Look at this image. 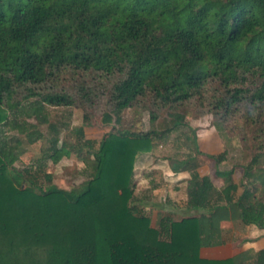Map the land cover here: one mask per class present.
I'll return each mask as SVG.
<instances>
[{"label": "trees", "instance_id": "16d2710c", "mask_svg": "<svg viewBox=\"0 0 264 264\" xmlns=\"http://www.w3.org/2000/svg\"><path fill=\"white\" fill-rule=\"evenodd\" d=\"M65 81L89 104L105 94L103 124L139 108L151 124L167 110L172 127H112L96 149L82 127L75 146L52 137L42 160L55 165L73 154L84 166L83 184L68 192L50 173L38 185L40 161L14 170L29 185L14 186L8 169L18 141L6 149L0 142V264H236L202 260L198 250L220 243L225 221L264 234V0H0V124L31 99L74 106L59 88ZM191 103L222 129L241 120L251 156L235 181L234 166L218 168L225 151L202 154L195 135H184L188 151L170 160L173 173L188 174L182 214L157 211L151 225L133 205L134 160L179 127L176 109ZM200 156L213 162L211 178L197 174ZM255 257L264 263V249Z\"/></svg>", "mask_w": 264, "mask_h": 264}, {"label": "rangeland", "instance_id": "374dc122", "mask_svg": "<svg viewBox=\"0 0 264 264\" xmlns=\"http://www.w3.org/2000/svg\"><path fill=\"white\" fill-rule=\"evenodd\" d=\"M59 88L65 89L75 97L76 104L72 107H52L45 104H34L31 99L25 102L18 109V112L13 116L8 117L9 125L3 126L0 124V142L6 148H11L18 141L17 148L14 150L16 160L9 168V175L14 186L27 188L29 185L15 174L14 170L21 171L22 169L34 170L37 167V161L43 162V166L39 170L38 185H46L43 181V174H51V184L58 189L64 191H76L85 180V172L83 163L80 159L71 154L69 157H63L57 164H51L49 160H42L46 157V149L49 147V140L57 136L60 141L64 142L66 147L75 146L77 141L76 131L82 127L84 139L94 142V149L97 144L108 133L114 130H123L130 133H144L148 130L155 129L157 131L167 130L172 127L174 118L168 116L167 110H158L157 119L153 124L149 122L148 112L139 108H132L124 110L119 121L114 124L102 123V115L107 110L105 101V94L99 95L92 104L80 100L79 96L75 95V91L71 89L74 84L71 81L60 82ZM105 91V90H104ZM99 93V92H98ZM21 96L14 98L19 100ZM202 107L198 103H191L182 108L176 109V112L183 116L182 124L168 133H166L162 140L155 142L148 152L138 154L133 164V195L136 199L135 205L140 212L149 218L150 224H154L155 214L157 211L169 212L175 219L182 214V201L185 198L184 183L179 184V189L174 193L170 200L174 205H178L176 209L172 207V203L164 204L157 200L150 192V184L152 181L156 183H171V175H169L170 160L183 158L187 148L184 145V135L191 137L192 133L199 137V151L201 153H211L212 155L226 152V161L220 164V170L235 167L232 178L237 181L241 175L240 165H243L251 156V152L246 148V144L241 141L243 133V123L241 120H236L229 125L226 130L221 126H217L214 118L210 113L200 115ZM37 112L35 113V111ZM87 122L85 125L84 122ZM10 125H18L22 127V133L19 129H13ZM114 127V130H112ZM250 137V135H247ZM156 141V140H155ZM177 146L179 150H177ZM250 144H247L249 147ZM85 150H83L84 152ZM88 157L87 155H85ZM206 163L200 174H207L212 176L214 167L213 162L200 156L199 159ZM198 162V161H197ZM202 163V165L204 164ZM176 179V178H175ZM212 182L215 187L221 186V180L213 179ZM172 185V184H170ZM172 188L170 186L167 190L160 189L157 195L161 199L169 193ZM173 199V200H172ZM169 200V201H170ZM166 203V202H165Z\"/></svg>", "mask_w": 264, "mask_h": 264}, {"label": "crops", "instance_id": "0c3cea01", "mask_svg": "<svg viewBox=\"0 0 264 264\" xmlns=\"http://www.w3.org/2000/svg\"><path fill=\"white\" fill-rule=\"evenodd\" d=\"M197 148L199 147V137L195 135ZM199 150V149H198ZM203 154V153H202ZM205 154V153H204ZM207 154V153H206ZM211 154V153H209ZM199 159V157H198ZM198 161V167L196 169L197 174L202 176H208L207 174H200V172L206 168V163ZM202 163H204L202 165ZM169 175H171V183H156L157 186L151 189L152 181L150 184V192L154 195L152 198H159L157 200L162 201L164 204L172 203V207L176 209L178 205H174L173 201L170 200V196L173 197V192H177L179 189V184L181 181L184 182L188 178L186 172L173 173L169 170ZM176 178V179H175ZM212 182V179H211ZM172 184V185H170ZM213 184V182H212ZM214 185V184H213ZM170 186L172 188L169 193L161 199L158 191L160 189L167 190ZM173 191V192H172ZM170 200V201H169ZM173 200V199H172ZM166 202V203H165ZM137 202H135L136 204ZM220 243L208 247H201L198 250V257L202 260L207 261H224L227 259L236 258V264H264L263 262H258L255 253L264 249V234L262 230L255 228L254 226H244L238 221H225L220 223Z\"/></svg>", "mask_w": 264, "mask_h": 264}]
</instances>
